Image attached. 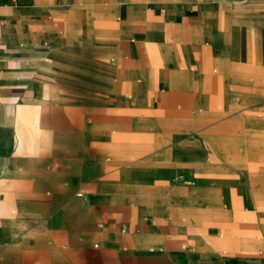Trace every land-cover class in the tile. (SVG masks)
Segmentation results:
<instances>
[{
	"label": "crops",
	"instance_id": "0c3cea01",
	"mask_svg": "<svg viewBox=\"0 0 264 264\" xmlns=\"http://www.w3.org/2000/svg\"><path fill=\"white\" fill-rule=\"evenodd\" d=\"M16 1L0 0V264H264L230 237L236 214L184 211L231 205L247 151L264 155V5Z\"/></svg>",
	"mask_w": 264,
	"mask_h": 264
},
{
	"label": "rangeland",
	"instance_id": "374dc122",
	"mask_svg": "<svg viewBox=\"0 0 264 264\" xmlns=\"http://www.w3.org/2000/svg\"><path fill=\"white\" fill-rule=\"evenodd\" d=\"M233 2L235 5L241 4L245 6L251 4L264 5V0H234ZM10 4L16 5L19 3L16 0H11ZM30 27L31 24H24V26L21 29L24 36L32 35ZM260 53H261V49H260ZM255 66H256L255 67L256 71L264 70L261 60V54H260V60L255 64ZM256 79L257 82L264 85V74H261V76L257 77ZM68 126H70L72 130L77 127V125L73 123L69 124ZM249 142L250 141H248L247 143ZM259 142H262L261 146ZM256 146L264 148V138L258 141L256 143ZM245 159L248 167L253 165L252 164V160H253L254 169L247 168L246 173H248V180L246 185L243 184L242 186H240V188L237 187L235 189L234 188L232 189L233 191H235V193L233 194L232 197H230V201H232L230 202L231 205L226 203L221 205L222 201H225V199L219 200V195L216 194L215 198L217 200H215L214 203L212 202L207 204L205 203L203 204V206H200V208L194 206L192 209L187 208L184 211L191 210L192 212H196V213L197 212H223V213L230 212L236 214L235 218L231 220L232 230H230L231 233L229 232L231 234L230 237L238 238L240 240L243 239V241L246 240L245 242L246 252L249 255V257H258V256L264 257V155L253 157L251 151L248 150ZM257 171L260 173V175L257 173ZM230 183L236 185L235 181H231ZM238 192L242 193L243 195L245 194L244 196L246 198V204L244 203L241 197L239 198L236 195ZM235 201L236 203H234ZM252 213L255 214L254 218L248 219L249 216H252L251 215ZM194 222H195L194 225H196L199 228L212 227L220 230V232L222 233L227 232V229L229 228L228 226L221 224V222H219L218 220L198 217ZM246 233L247 235H245ZM238 244L240 245L239 241ZM237 249L239 248H236V250ZM223 250L228 252L227 248L224 247L221 248V251Z\"/></svg>",
	"mask_w": 264,
	"mask_h": 264
},
{
	"label": "bare ground",
	"instance_id": "6f19581e",
	"mask_svg": "<svg viewBox=\"0 0 264 264\" xmlns=\"http://www.w3.org/2000/svg\"><path fill=\"white\" fill-rule=\"evenodd\" d=\"M12 111H13V110H12ZM13 113H14V111H13ZM23 127H24V125H22V124H18V125H17V132L20 133V132L22 131V128H23ZM18 133H17V134H18ZM38 142H39V141H38ZM40 142H41V141H40ZM37 145H38V144H37Z\"/></svg>",
	"mask_w": 264,
	"mask_h": 264
}]
</instances>
